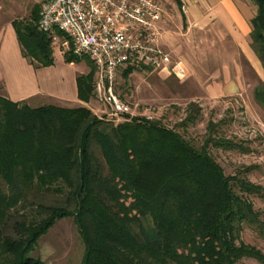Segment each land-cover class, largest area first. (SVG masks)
<instances>
[{"label": "trees", "instance_id": "1", "mask_svg": "<svg viewBox=\"0 0 264 264\" xmlns=\"http://www.w3.org/2000/svg\"><path fill=\"white\" fill-rule=\"evenodd\" d=\"M250 1L256 8L250 46L264 71V0ZM39 9L34 5L27 20L11 26L23 57L47 67L52 38L38 29ZM63 60L81 59L70 48ZM89 62V72L76 78L83 102L93 97ZM253 96L264 107V80ZM199 113L190 102L179 125L194 123ZM206 128L197 148L159 120L125 115L114 123L85 106L32 107L0 94V264H45L31 253L64 218L82 240L80 264H239L243 258L264 264V250L240 237L246 225L264 239V219L249 199L264 198V187L242 176L250 167L226 175L208 151L248 149L217 136L211 120ZM22 198L34 202L37 219L9 212Z\"/></svg>", "mask_w": 264, "mask_h": 264}, {"label": "rangeland", "instance_id": "2", "mask_svg": "<svg viewBox=\"0 0 264 264\" xmlns=\"http://www.w3.org/2000/svg\"><path fill=\"white\" fill-rule=\"evenodd\" d=\"M41 1L0 0V31L13 20H27L32 7L39 6ZM237 3L242 6L245 22L251 29L248 19L255 14V6L250 0H237ZM162 5L164 14L159 25V45L170 54L172 63L181 62L186 75L178 79L174 75L147 69L134 70L127 78L120 75L116 92L128 104L131 110L128 116L159 120L197 148L203 144L207 136L206 125L211 120L216 124L217 136L241 143L248 149L242 152L209 146V153L224 173L239 175L245 167H250V171L242 176L264 187V107L253 96L254 88L264 80V74L258 67L256 55L250 53L249 33L245 32L237 42L226 22L213 18L210 11L206 15L207 21L202 22L196 18L199 11L190 13L188 7L182 5L183 23L173 0H162ZM64 41V35L57 33L56 39H52L55 64H60L63 53L70 49L69 44H63ZM79 58L77 67L84 69L85 73L81 75H86L90 70L89 61L85 57ZM26 102L32 107L45 104L64 108L86 107L85 104L69 105L51 99ZM190 102L198 104L200 115L194 123L182 127L179 123L185 117ZM87 108L99 118L110 119L106 114L108 111L94 97L89 99ZM123 120L122 117L113 121L119 123ZM249 199L264 219V198L252 195ZM55 202L59 201L55 199ZM32 204L34 202L30 198H22L9 212H24L27 218L37 219V209ZM240 237L244 243L264 250V239L248 226H243ZM83 251L75 224L71 218H64L56 221L39 239L31 255L40 257L45 264H80ZM238 263L259 264L247 258Z\"/></svg>", "mask_w": 264, "mask_h": 264}, {"label": "built area", "instance_id": "3", "mask_svg": "<svg viewBox=\"0 0 264 264\" xmlns=\"http://www.w3.org/2000/svg\"><path fill=\"white\" fill-rule=\"evenodd\" d=\"M162 0H42L38 29L56 39L60 32L72 53L94 66L93 97L110 120L131 110L116 92L127 68L147 69L182 79L181 62L172 63L159 45Z\"/></svg>", "mask_w": 264, "mask_h": 264}, {"label": "crops", "instance_id": "4", "mask_svg": "<svg viewBox=\"0 0 264 264\" xmlns=\"http://www.w3.org/2000/svg\"><path fill=\"white\" fill-rule=\"evenodd\" d=\"M173 1L177 5L175 0ZM178 1L180 7L178 5L177 7L183 23L185 14L181 11L182 5L187 6L190 13L199 11V16L196 18L202 22L207 21L208 11L213 13V18L225 21L237 42L245 32L250 33L243 16L242 6L237 3V0ZM253 16L249 17V22ZM251 51L253 55L254 52L252 49ZM255 59L259 69L262 70L257 56ZM84 73V69L78 68L76 63H67L64 60L60 64H55L53 61V64L47 67H34L21 54L11 23L0 31V94L7 99L13 102L51 99L69 105L85 104L88 107L89 101L83 102L77 97L76 78Z\"/></svg>", "mask_w": 264, "mask_h": 264}]
</instances>
